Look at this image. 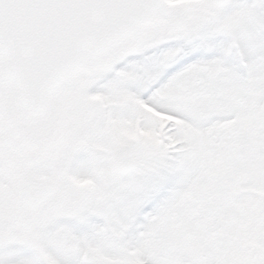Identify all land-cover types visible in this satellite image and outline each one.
Segmentation results:
<instances>
[{"label":"snow or ice","instance_id":"6c2138e0","mask_svg":"<svg viewBox=\"0 0 264 264\" xmlns=\"http://www.w3.org/2000/svg\"><path fill=\"white\" fill-rule=\"evenodd\" d=\"M0 264H264V0H0Z\"/></svg>","mask_w":264,"mask_h":264}]
</instances>
